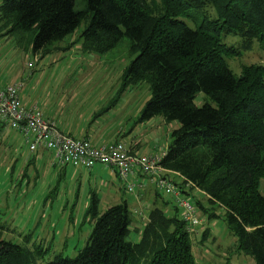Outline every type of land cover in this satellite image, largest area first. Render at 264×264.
I'll return each instance as SVG.
<instances>
[{
  "label": "trees",
  "instance_id": "1",
  "mask_svg": "<svg viewBox=\"0 0 264 264\" xmlns=\"http://www.w3.org/2000/svg\"><path fill=\"white\" fill-rule=\"evenodd\" d=\"M78 1L1 0L0 38L12 35L40 58L70 49L73 41L58 43L80 22L85 24L79 52L105 54L128 38V50L136 54L122 71L121 86L142 81L150 89L137 121L161 116L178 124L169 132L171 141L159 165L180 177L184 197L193 189L201 194L200 199L192 196L196 212L214 219L219 216L215 209H222L238 255L264 264V65L242 64L235 74L225 59L239 56L253 42L264 49V0ZM227 35L239 36V42L224 43ZM198 92L211 102L195 106ZM28 147L30 153L42 149L31 152ZM30 156L26 164L36 159ZM96 196L91 191L84 213L92 222L85 246L74 258L56 255L45 264H195L176 206H171L173 215L152 206L135 243L126 240L134 220L128 203L112 204L98 214ZM42 255L41 247L0 239V264H36Z\"/></svg>",
  "mask_w": 264,
  "mask_h": 264
},
{
  "label": "rangeland",
  "instance_id": "2",
  "mask_svg": "<svg viewBox=\"0 0 264 264\" xmlns=\"http://www.w3.org/2000/svg\"><path fill=\"white\" fill-rule=\"evenodd\" d=\"M79 7L78 1L74 8L78 10ZM84 24L80 22L78 28L58 43V46H63L73 41L70 49L56 50L42 58L26 43L20 45L12 35L1 37L0 83H20V99L29 106L36 104L43 117L52 119L67 134L72 132L76 136L77 129L92 134L102 133L106 144L115 138L126 146L139 141L134 151L137 154H160L171 141L169 132L178 124L165 122L161 116L145 122L137 121L150 89L142 81L124 88L121 86L122 71L136 54L128 50V38L122 37L116 47L105 54L82 53L78 50V36ZM239 38L227 35L222 41L235 45ZM251 45L239 56L225 57L230 71L239 74L242 64L264 65V49L255 42ZM27 63L31 66L27 67ZM194 98L195 106L211 102L202 92L196 93ZM121 125L128 132L118 136L116 129ZM8 131L3 137V141L8 143H0V239L21 247H41L43 255L36 264L50 262L56 255L74 258L78 249L85 246L90 232L92 222L89 217H84V213L91 191L97 195L99 214L112 204L121 203V200L109 201L111 195L102 196L103 190L113 193L110 186L118 187V179L102 165L95 167L96 172L92 170L89 173L68 164L58 167L52 164L53 155L49 150L37 149L33 152L36 157L33 164H26V156L33 153L27 150L28 145L20 134ZM87 135L91 138V134ZM14 155L17 159L13 161ZM260 185L264 195V180ZM153 188L150 184L151 195L143 200L141 215L130 211L134 220L126 240L138 242L144 222L140 218L143 213L147 216L153 204L165 210V214L173 215L170 206L175 207L176 203L158 189L160 200L153 202ZM192 196L202 198L194 189L185 198L194 203ZM126 197L127 194L122 195V201ZM162 198L168 199V205L161 203ZM176 210L179 213L177 207ZM215 212L219 216L214 219L196 212L199 223L189 232L195 264H255L249 255L237 254L234 249L236 238L223 221L222 209L216 208ZM206 228L209 230L203 237L202 231Z\"/></svg>",
  "mask_w": 264,
  "mask_h": 264
},
{
  "label": "built area",
  "instance_id": "3",
  "mask_svg": "<svg viewBox=\"0 0 264 264\" xmlns=\"http://www.w3.org/2000/svg\"><path fill=\"white\" fill-rule=\"evenodd\" d=\"M31 63H27L30 67ZM20 83H9L0 86V122L7 129H13L21 133L24 142L29 143L28 149L42 147L52 151V163L55 165L68 164L73 167L91 169L97 163L115 170L124 190L136 197V187L144 183L137 180L142 176L145 181L152 184L158 191H164V195L171 197L179 209L181 219L185 222L188 232L198 224V214L194 203L187 200L182 194L177 181L163 174L165 169L159 165L160 155L133 154L125 146V143L112 142L93 146L88 138L73 137L57 129L54 121L42 117L37 105L26 107L20 101ZM176 174V173H175ZM139 216L142 213L140 207L132 210Z\"/></svg>",
  "mask_w": 264,
  "mask_h": 264
},
{
  "label": "crops",
  "instance_id": "4",
  "mask_svg": "<svg viewBox=\"0 0 264 264\" xmlns=\"http://www.w3.org/2000/svg\"><path fill=\"white\" fill-rule=\"evenodd\" d=\"M10 82H6L5 84H9ZM11 83H16L15 81L14 82H11ZM5 84H3L2 85V83H0V86H5ZM20 88H19V93H20ZM21 94V93H20ZM20 101H21V103H22V105H24V106H26V107H31L32 105H36V104H31L30 106L27 104H25V102H23L22 101V99H20ZM38 107V106H37ZM48 119H50V118H48ZM52 120V119H51ZM56 127H57V125H56ZM58 128V127H57ZM60 129V128H59ZM8 130H12V129H0V141L2 142L3 141V137H4V135H6L9 131ZM62 130V129H61ZM13 131H15V130H13ZM116 133H117V135L119 136V135H123V134H125V133H127L128 131H125V127L123 126V125H121V127H119V129L117 128L116 129ZM17 132V131H16ZM84 130H78L77 129V133H75V135L76 136H73V134H72V132L71 133H68L67 135H69V136H73V137H80V138H83V137H86V138H88V139H90V141H92V143H93V146H96V145H102V144H106V142H105V138H102V133H100V134H97V133H94V134H92V133H90V132H85ZM67 133V132H66ZM91 134V138H89V136L87 135V134ZM17 134H19L18 132H17ZM21 134V133H20ZM103 139H105V140H103ZM117 140V138H115L114 139V141H116ZM110 142H112L111 140H110ZM109 142V143H110ZM4 143H8V141L6 142V141H4ZM140 142L139 141H134V142H130V144H127V148L128 149H130L131 150V152H134L135 151V149L138 147V144H139ZM9 145V144H8ZM11 147V146H10ZM12 148V147H11ZM163 151H165V150H163ZM16 153V152H15ZM134 153H136V152H134ZM162 153V152H161ZM158 155V154H157ZM15 157V158H14ZM31 159V156L28 154L27 156H26V160H28V159ZM33 158V157H32ZM16 160L17 158H16V155H14V156H12V158H11V160ZM13 160V161H14ZM26 160H25V162H26ZM35 159H33V161H34ZM12 164H13V162H12ZM30 164L32 165L33 164V162H30ZM98 165V164H97ZM96 165V166H97ZM60 167H61V165H59ZM58 166V167H59ZM95 166V167H96ZM103 166V165H102ZM95 167H93L92 169H83V168H81L82 170H86L88 173L89 172H91L92 170H95V172L97 171V169H95ZM105 168H107V166H104ZM104 168V169H105ZM107 169H109V168H107ZM61 170H63V169H61ZM113 173V172H112ZM163 174H166L167 176H169V177H171V179H173V180H176L177 181V179H179V181L181 180L180 179V177H178L177 175H175V174H173L172 172H170L169 170H165L164 172H163ZM115 178H117L116 176H115ZM118 179V178H117ZM143 179V181H144V183H143V185L141 186V187H136V197H134L133 196V194L132 193H126L125 191H122V188H121V185H120V180L118 179V183H119V186L118 187H116V186H114V184H111V186H110V189H111V187H112V191H113V193L111 192H108L107 190H103V195L102 196H104V197H107V196H109V197H111V199H109V201H119V200H121L122 201V195H124V194H127V197H126V199H124L125 201H126V203H128V209L130 210V211H132L133 209H135V208H137V207H142V205H143V200L145 199V200H147V199H149V197H150V193H151V189H150V183H148V182H146L145 181V178L144 177H142L141 175L140 176H137V180H142ZM179 181H177V182H179ZM154 189V188H153ZM153 191V193H152V198H153V202H155L156 203V201L157 200H160L159 198H158V196H156L155 197V194L158 192L156 189H154V190H152ZM111 195V196H110ZM168 198V197H167ZM163 200H165V201H167V205H168V199H165V198H162ZM162 199H161V201H162ZM123 200V201H124ZM162 203V202H161ZM131 204V205H130ZM156 204H153V206H155ZM171 207V206H170ZM144 219H146V217H145V215H144V213H143V215L141 216V218H140V220H144Z\"/></svg>",
  "mask_w": 264,
  "mask_h": 264
}]
</instances>
